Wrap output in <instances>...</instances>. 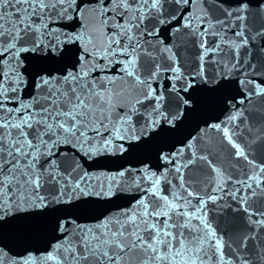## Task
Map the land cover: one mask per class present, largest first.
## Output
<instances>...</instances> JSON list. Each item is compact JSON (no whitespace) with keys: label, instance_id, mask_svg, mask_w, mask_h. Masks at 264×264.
<instances>
[{"label":"snow or ice","instance_id":"obj_1","mask_svg":"<svg viewBox=\"0 0 264 264\" xmlns=\"http://www.w3.org/2000/svg\"><path fill=\"white\" fill-rule=\"evenodd\" d=\"M209 81L220 118L91 166L174 135ZM0 264H264V0H0Z\"/></svg>","mask_w":264,"mask_h":264},{"label":"water","instance_id":"obj_2","mask_svg":"<svg viewBox=\"0 0 264 264\" xmlns=\"http://www.w3.org/2000/svg\"><path fill=\"white\" fill-rule=\"evenodd\" d=\"M256 0H253L255 3ZM253 15L249 18V22L252 25L253 30L259 27V18L256 17L257 9L253 8ZM243 53V50H241ZM253 57L256 56V50L252 49ZM194 66V65H193ZM207 67V66H206ZM214 68V66H212ZM211 83L197 85V91L195 92L194 101L191 115L185 110L184 117L178 121V131L174 134H166L159 137L151 145L138 149L135 152L125 153L123 156H101L91 162V166L99 170H115L119 167L128 165H138L144 160H152L155 164V152L163 147L165 149L171 148L174 144L183 140L185 137L194 135L198 128L206 127V124L213 122L220 118L223 114V100L227 96H231L235 93V89H226L220 91H209ZM191 94V93H190ZM167 95V93H166ZM259 97L253 98L252 107L255 108L260 103ZM247 103V102H246ZM167 106V101L165 102ZM247 115V113H246ZM253 116L256 114L253 113ZM253 123L252 117H249V124ZM151 139V136L148 137ZM259 162V161H258ZM127 199L115 198L108 202V207L112 210H116L127 205ZM210 208L214 206L209 205ZM107 209H99L98 211H105ZM231 211V209H224V214ZM217 218L221 213L215 214ZM213 216V213H209V217ZM47 236L41 231H34L31 235H20L14 233L12 230L9 231L7 236V244L13 250V252H21L25 247L39 248L46 243Z\"/></svg>","mask_w":264,"mask_h":264}]
</instances>
